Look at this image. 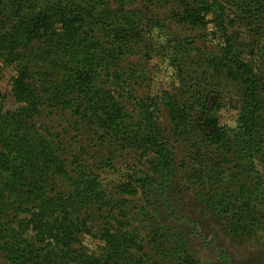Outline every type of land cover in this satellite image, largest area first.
<instances>
[{
  "label": "rangeland",
  "instance_id": "1",
  "mask_svg": "<svg viewBox=\"0 0 264 264\" xmlns=\"http://www.w3.org/2000/svg\"><path fill=\"white\" fill-rule=\"evenodd\" d=\"M108 2L112 18L145 7V0ZM151 10L152 16L151 12L146 14L163 23L168 39L185 48L182 65H169L158 50H153L152 40L142 37L125 47L120 68L134 96L161 98L165 134L183 165L164 195L119 193V182L133 168L153 172V153L142 143L123 147L100 141L97 131L80 124L79 117L57 97L52 99L58 74L55 68L43 74L39 64L31 63L30 55L39 54L48 62L60 60L53 41L57 25L25 47L0 43V108L25 114L33 124L31 129L52 139L65 161L67 174L54 175L50 190L71 194L79 186L82 171H89L99 177L109 196L107 204L80 214L79 227L64 237V242L71 243L65 250V260L75 264L71 258L77 255L107 257L104 239L110 232L137 235L143 248L130 249L125 260L110 264H177L161 255L151 242L155 230L167 229L173 241L183 246L197 264H264V153L254 157V171L246 173L240 168L245 161L240 162L233 145L243 107L239 75L223 60L221 43L211 35V24L205 28L185 23L177 0H165ZM12 25L0 7V37ZM233 33L238 34L237 44L245 52H258L256 58L264 69V20L247 18L230 30L229 34ZM25 66L32 74L28 82L42 98L36 112L26 103L17 102L13 95L14 80ZM196 93L209 95L206 106L195 103ZM118 101L131 118L135 116L132 100L118 97ZM133 122L127 121L131 127ZM46 254L40 252L41 257ZM0 260L1 264H9L3 253Z\"/></svg>",
  "mask_w": 264,
  "mask_h": 264
},
{
  "label": "trees",
  "instance_id": "2",
  "mask_svg": "<svg viewBox=\"0 0 264 264\" xmlns=\"http://www.w3.org/2000/svg\"><path fill=\"white\" fill-rule=\"evenodd\" d=\"M164 1L145 0L143 9L112 18L108 0H0L7 21L13 24L0 37V43L6 46L25 47L58 26L53 41L60 60L48 62L39 54L30 55L31 63L39 64L43 74L55 68L59 83L52 99L57 97L79 117L80 124L97 131L100 141L123 147L142 143L155 156L152 173L133 168L119 182L118 192L129 196L164 195L183 167L165 134L160 118L161 98L134 96L120 68L125 47L142 37L152 40L153 50H158L169 65H182L185 48L168 39L163 23L150 17L151 9ZM177 2L185 23L205 28L212 25L211 35L221 43L223 60L239 75L243 107L233 145L240 162L247 165L243 163L240 168L253 172L254 157L264 153V69L256 58L258 52H245L237 44L238 34L229 33L247 18L264 20V4L262 0ZM145 11L151 12L150 16ZM30 78L29 68L23 67L14 80L13 95L17 102L26 103L29 110L36 112L42 98L28 82ZM199 95H193L195 103L206 106L209 95ZM118 97L133 101L134 117L120 106ZM129 119L134 121L133 127L127 123ZM32 126L25 114L0 108V257L3 253L9 264H71V260H65V250L71 243L64 242V237L79 227L80 214L107 204L109 196L99 177L89 171H82L79 186L71 194L50 190L54 175L67 174L66 164L53 140L34 132ZM104 240L107 257L77 255L71 259L75 264H110L125 260L130 249H143L139 236L133 234L107 232ZM151 242L168 260L197 264L183 246L173 241L167 229L155 230ZM42 251H47L45 257L40 256Z\"/></svg>",
  "mask_w": 264,
  "mask_h": 264
}]
</instances>
